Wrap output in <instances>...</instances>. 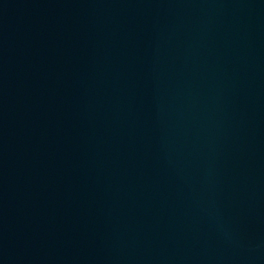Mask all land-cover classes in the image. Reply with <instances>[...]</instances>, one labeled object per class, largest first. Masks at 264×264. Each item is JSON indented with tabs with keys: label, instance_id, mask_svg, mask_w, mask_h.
Segmentation results:
<instances>
[{
	"label": "water",
	"instance_id": "1",
	"mask_svg": "<svg viewBox=\"0 0 264 264\" xmlns=\"http://www.w3.org/2000/svg\"><path fill=\"white\" fill-rule=\"evenodd\" d=\"M0 264H264V0H0Z\"/></svg>",
	"mask_w": 264,
	"mask_h": 264
}]
</instances>
